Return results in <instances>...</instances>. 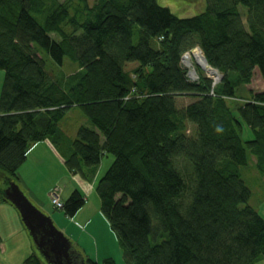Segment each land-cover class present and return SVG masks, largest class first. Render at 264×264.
Wrapping results in <instances>:
<instances>
[{"label": "trees", "instance_id": "16d2710c", "mask_svg": "<svg viewBox=\"0 0 264 264\" xmlns=\"http://www.w3.org/2000/svg\"><path fill=\"white\" fill-rule=\"evenodd\" d=\"M188 1L197 12L182 18L158 0H0V192L39 142L88 181L112 155L95 189L126 264H264V217L242 177H264V91L231 105L256 71L264 81V0ZM195 48L223 76L214 88L201 68L187 75ZM44 55L78 69L49 70ZM74 108L87 124L71 138L60 123ZM85 203L73 190L63 211Z\"/></svg>", "mask_w": 264, "mask_h": 264}, {"label": "rangeland", "instance_id": "374dc122", "mask_svg": "<svg viewBox=\"0 0 264 264\" xmlns=\"http://www.w3.org/2000/svg\"><path fill=\"white\" fill-rule=\"evenodd\" d=\"M94 1L95 0H90L91 3H93ZM158 2L163 6L169 7L175 14H177L178 16L182 18L193 16L197 12L195 6L192 5L194 3L188 0H158ZM241 9L245 10L244 7H241ZM44 57L47 60V68L49 70H52V68H54L53 69L54 71H59V69H61L64 72V74L70 75L76 72L78 69L77 65H75L74 63H71V61H69L68 58L65 60V65H63V67L56 66L57 67L56 68L55 63L52 61V59L49 56L44 55ZM184 65H185L184 68L187 71V73L189 72V69H191L190 68L191 66L195 68L198 75H199L198 69L201 68L207 77L209 78L211 77L209 72L203 69V67H201V65L197 62V60L195 59V56L193 55L190 58H188V64L185 62ZM133 66L135 65L134 64L129 65L128 69H131V67ZM208 66L213 68L209 64ZM213 70H215V68ZM216 71L218 72L217 69ZM2 74H4V78H5V71L0 70V75ZM260 76L261 75H259L258 73L255 74L254 81H253V87L255 88L261 87ZM2 77L3 76H0V82H2ZM212 78H213V80H211L212 83H215L217 85L220 84V82L222 81V80L220 81L219 78H216L214 76H212ZM249 91H250L249 86L241 87L237 93L238 98L236 100H232L231 105L234 108H237L242 102H245V100H248L249 98H245V97H249V93H248ZM191 100H192L191 97H187V96L181 97L179 99L181 105H186L189 102H191ZM83 124H87V118L85 117V115L82 113L81 110L74 108L70 110L68 114L65 116V118L61 121L60 127L66 132L68 136H70L71 138H75L77 136L79 127ZM252 137H253L252 131L250 130V128L245 126L244 127V138L246 140H249ZM58 156L61 157L59 153H58ZM113 160H114V156L112 155L105 156L101 164L102 165L100 169L101 171H99L100 175L103 176L105 174V172L109 169ZM41 168L42 169H37L38 170L37 171L36 168L33 169V166L29 162H27L21 167V169L17 173L18 176L21 177L23 184L21 186L19 181L17 184L21 187V189L24 191V193L27 196H28L27 191L31 195L32 187H35L34 190L37 192L38 196L43 197L48 203V205H50L49 213L48 212L46 213L43 210L42 211L52 217L53 221L55 222V225L61 231H63L65 235L69 237L74 243H76L75 241L78 240V238L79 240H81L80 237L82 236L87 237V239L92 238L93 241L94 240L96 241V243L94 241V247L99 248V254L103 256V253L101 252V247L103 246L101 245V243L103 244V242L100 239L99 235H104V232L95 228L94 226L95 219L92 222V224L89 225V224H86V221L82 219L80 216L69 217L65 214L63 210H57V209L55 210L53 206H51L52 205L51 199H49L47 194L45 193V188L47 184L50 183V180H53L55 178L56 169L53 170L52 162H51V165L49 163L43 164ZM255 171L256 170L252 166L242 168V177L246 181L248 186L254 192H255L256 183H257V179L254 176ZM80 179L85 181V183H88L87 186L89 188H91L92 184L94 183V181L84 180L81 177ZM67 181H70L69 178L67 179ZM63 182H61L62 185H59L61 188L62 186H65ZM68 192L69 191L66 190L64 194L62 192L60 194H63V197H66L68 195ZM96 193L97 192H95V195H97ZM255 193H257V191ZM98 197L99 196L97 195V199ZM29 199L31 200L30 197ZM255 199L256 197H253V202L255 201ZM94 202L95 201L93 198L91 201L92 204L90 206L91 209L89 208L90 210L88 209L84 210L83 213L84 215H86V217H88V215L92 212V206L99 205V202L96 203V205H94ZM100 207H101V203H100ZM101 214L102 213L100 212V215ZM105 225L108 227V229L109 227H110V230L112 229L108 219L106 220ZM98 227L100 228L99 225ZM112 232L114 233L113 230ZM0 235L2 237V242H0V264H28L26 263V260L30 258L32 254H35V253L38 257H40L45 262L44 264H47L46 260L43 259V256L41 255L40 250L37 248L34 241L32 240L30 236V232L25 227L18 210L13 205L3 202V201H0ZM114 235L116 234L114 233ZM87 239L85 240L86 242L88 241ZM88 244L89 243H86V245ZM107 247H109V250L107 251V253H109L110 255L112 254L113 256L112 258L116 262V264H126L123 258V254H121V248L120 246L117 245V243L115 244V248L112 247V244ZM116 258L118 259L120 258V260L117 262ZM104 260L105 259H101L100 264H104Z\"/></svg>", "mask_w": 264, "mask_h": 264}, {"label": "crops", "instance_id": "0c3cea01", "mask_svg": "<svg viewBox=\"0 0 264 264\" xmlns=\"http://www.w3.org/2000/svg\"><path fill=\"white\" fill-rule=\"evenodd\" d=\"M257 73H258V71L255 72V74H257ZM0 76H3L2 82H0V95H1L2 85H3L2 83L4 81V74H2ZM254 77H253L251 84L247 85V86H249L250 91H255V92L264 91V81L261 78V76H260L261 87L260 88L253 87ZM257 89H259V90H257ZM27 162H29L33 166V169L36 168V170L42 169L41 167L43 164L49 163L51 165V162H52V168H53V170L56 169V173H55V178L53 180H50V183L47 184V186H46L47 189L45 188V193L47 194L49 199H50V192L52 191V189H54L56 186L62 185L61 182H63V181H65V182H63L65 186H62V188H61L62 193L64 194L66 192V190L69 191L68 195L66 197H63V194H61V199L63 201L67 200V198L70 196V194L73 192V190H79L81 192V194L85 197V199H86L85 205L77 212V214L75 216L76 217L80 216L82 219H84L86 221V224H89V225L92 224V222L95 219V223H94L95 228L104 232V235H99L100 239L103 242V244L101 243V245H103L101 247V252L103 253V256L99 254V248L94 247V241L95 240L93 241L92 238L87 239V237L82 236V237H80L81 240H79V238H78V240L75 241L76 243H74L70 239L74 243L75 248L78 249L80 252H82L84 257H88L95 264H100L101 259L112 258L113 257L112 254L110 255L109 253H107V251L109 250V247H107V246H110L112 244V247L115 248V244L117 243V245L120 246V243L118 241L117 236L114 235V233L112 232V229L110 230V227L108 229V227L105 225V222L107 219H106V217H104L105 215L102 213V210H100L101 200H100V197H98V199H97V195H98L97 193H96L97 195H95V192H96L95 182L99 178L100 174L98 173V176H96L94 183L92 184L91 188H89L87 186L88 183H85V181L80 179V177H81L80 175H78V174L72 175L69 173L68 169L66 168V166L64 164V159L61 158L60 156H58V152L49 142H39V143L34 144L30 148V150L28 151V159L26 160V162L24 164H26ZM21 167L19 168V170L21 169ZM19 170H18V172H19ZM254 176L257 179L256 189H255V192L257 191V193H255L253 191V195H254L253 197H256V199L254 201V205L256 206V208L258 209L260 214L264 217V177H260L256 172L254 173ZM18 178H19L18 181L22 186L23 181H22L21 177L18 176ZM68 178L70 181H67ZM59 181H61V182H59ZM34 189H35V187H32V191H31L32 194L31 195L29 194V192L27 190H25V191H27V194L31 198V201L34 202L37 207H39L44 212L49 213L50 205H48V203L46 202V200L43 197H39L37 192ZM93 198L95 201L94 205H96V203H98V202H99V205L92 206V212L88 215V217H86V215H84L83 212L85 209H88V210L91 209L90 206L92 204L91 201ZM51 206H53V205H51ZM53 208H54V206H53ZM100 212L103 215L102 214L100 215ZM52 216H53V214H52ZM98 225L100 226V228L98 227ZM86 239L88 240L87 242L85 241ZM106 239H107V241H106ZM86 243H89V244L86 245ZM95 243H96V241H95ZM120 248H121V246H120ZM121 254H123L122 248H121ZM119 260H120V258L119 259L116 258L117 262Z\"/></svg>", "mask_w": 264, "mask_h": 264}, {"label": "water", "instance_id": "95a60500", "mask_svg": "<svg viewBox=\"0 0 264 264\" xmlns=\"http://www.w3.org/2000/svg\"><path fill=\"white\" fill-rule=\"evenodd\" d=\"M201 55L206 61L203 52ZM0 194L18 210L47 264H88L83 253L55 225L52 217L37 207L16 182H11Z\"/></svg>", "mask_w": 264, "mask_h": 264}, {"label": "built area", "instance_id": "2783aa9c", "mask_svg": "<svg viewBox=\"0 0 264 264\" xmlns=\"http://www.w3.org/2000/svg\"><path fill=\"white\" fill-rule=\"evenodd\" d=\"M192 52V53H191ZM201 49L200 48H195L194 50L190 51V52H187L184 54L183 58H182V64L183 66H185V62L187 63V57H191L192 55L194 56V53H200L201 54ZM188 64V63H187ZM192 65V64H191ZM191 69H189V72L187 73L189 79L192 81V82H197L199 81L200 77L199 75L197 74L196 70L194 67H191ZM211 68V67H210ZM214 68H211V70L213 71L212 73H209L211 75L210 77V80H213L212 76L216 77V78H219V80L221 81L223 76L222 74L220 73V71H216L213 70ZM212 86L213 88L215 86H217V84L215 83H212ZM62 192V189L60 186H56L54 189H52L51 193H50V199H51V203L52 205L54 206L55 209L57 210H63L64 208V201L61 199V193Z\"/></svg>", "mask_w": 264, "mask_h": 264}, {"label": "bare ground", "instance_id": "6f19581e", "mask_svg": "<svg viewBox=\"0 0 264 264\" xmlns=\"http://www.w3.org/2000/svg\"><path fill=\"white\" fill-rule=\"evenodd\" d=\"M195 59L197 60V62L203 67V69L208 70L209 72H213L211 70V68L208 66V62L205 61V59L203 58V56L200 53H194ZM188 58L187 59V63H188Z\"/></svg>", "mask_w": 264, "mask_h": 264}, {"label": "clouds", "instance_id": "9594fccd", "mask_svg": "<svg viewBox=\"0 0 264 264\" xmlns=\"http://www.w3.org/2000/svg\"><path fill=\"white\" fill-rule=\"evenodd\" d=\"M219 130V129H218Z\"/></svg>", "mask_w": 264, "mask_h": 264}]
</instances>
